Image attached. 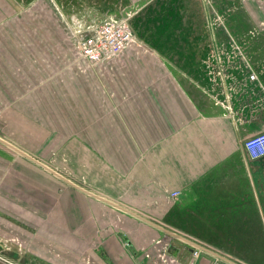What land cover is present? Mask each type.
Wrapping results in <instances>:
<instances>
[{"label":"crops","instance_id":"0c3cea01","mask_svg":"<svg viewBox=\"0 0 264 264\" xmlns=\"http://www.w3.org/2000/svg\"><path fill=\"white\" fill-rule=\"evenodd\" d=\"M46 1L55 19L26 21V63L0 37V138L38 161L0 140V251L31 264H164V250L179 264H264V156L244 146L264 130V0H240L252 18L189 21L195 35L133 30L138 43L95 66L80 38L164 0Z\"/></svg>","mask_w":264,"mask_h":264},{"label":"rangeland","instance_id":"374dc122","mask_svg":"<svg viewBox=\"0 0 264 264\" xmlns=\"http://www.w3.org/2000/svg\"><path fill=\"white\" fill-rule=\"evenodd\" d=\"M62 1L67 2L70 0ZM205 1L206 8L204 12V1L202 0H164L165 7H162L158 11L159 14L156 16H154L156 10H153L154 12H152L151 10H148L149 7L144 8L142 11H140V20L139 22H134V27L132 26V29L134 31H137L138 34L146 35L147 37L150 35H157L156 31L158 30L161 31V33H158L159 35L190 36L195 35L193 32L195 28L194 26L190 25L189 21H198L205 18H207L208 20L252 18V16H250L252 15V11H248L250 9L247 10V7H245L246 2L245 5H242V2L239 0V11L234 13L232 11H229V3H232L233 5L234 0H232V2L230 0H223L224 4L221 5L219 2V6L216 4L215 0ZM73 2H77V6L80 7V5L84 6L89 2H95L102 5H113L116 2L117 4L121 3L122 0H73ZM123 2H125V0ZM47 3L48 1L46 0H0V37H12L17 48L24 46V50L22 51L20 49V51L23 54L21 56L25 58V63L26 21L36 22L42 19H55L54 10H51L52 8L46 6L48 5ZM247 11L250 15L247 13ZM71 14L72 13H66L68 17ZM157 22H160L159 26H156ZM212 30L215 31L218 30V28L213 27ZM222 30L227 32L230 29L222 28ZM234 30L236 29L234 28ZM206 31L208 35L211 34L210 28L207 27ZM224 35H228V33H224ZM16 68L22 67L16 65ZM21 76L22 77H17L16 79L14 92L15 99L18 101L22 100L20 102L21 107L15 108L17 110L16 114L18 115H22L21 113L26 114V75ZM9 87L8 89H10ZM23 99L25 101H23ZM5 106L6 105H0V115L6 109ZM22 128L23 126H19L18 124H5L2 132L6 135L8 134L10 137L13 136V138L15 139H23L24 137H26V133L22 130Z\"/></svg>","mask_w":264,"mask_h":264},{"label":"built area","instance_id":"2783aa9c","mask_svg":"<svg viewBox=\"0 0 264 264\" xmlns=\"http://www.w3.org/2000/svg\"><path fill=\"white\" fill-rule=\"evenodd\" d=\"M131 15L122 17H108L101 21L94 31L80 38L76 43V52L80 59L95 66L106 63L118 57L133 43H138L136 35L130 25ZM244 146L248 155L257 159L264 156V130L248 136L244 140ZM180 191L171 192L172 196H178ZM170 246V245H168ZM203 253L201 248L192 250V257L197 258ZM161 262L164 264H179L176 255H172L168 250L159 252ZM1 264H31L14 259L0 251ZM212 264H226L220 258H215Z\"/></svg>","mask_w":264,"mask_h":264},{"label":"water","instance_id":"95a60500","mask_svg":"<svg viewBox=\"0 0 264 264\" xmlns=\"http://www.w3.org/2000/svg\"><path fill=\"white\" fill-rule=\"evenodd\" d=\"M0 140L3 141V142H6V141H4V140L1 139V138H0ZM6 143L9 144V145H11L12 147H14L17 151H19V152L22 153L23 155H26V156L30 157L31 159L37 161V160H36L35 158H33L32 156L26 154V152H24L23 150H21V149L15 147L14 145H12V144H10V143H8V142H6ZM37 162H38V161H37ZM168 232H170V234H172V235L178 237V236H177L176 234H174L173 232H171V231H169V230H168ZM173 246H174V245H173ZM223 259L229 260V259H227V258H225V257H223ZM230 261H231V260H230ZM232 262L235 263L234 261H232ZM235 264H237V263H235Z\"/></svg>","mask_w":264,"mask_h":264},{"label":"trees","instance_id":"16d2710c","mask_svg":"<svg viewBox=\"0 0 264 264\" xmlns=\"http://www.w3.org/2000/svg\"><path fill=\"white\" fill-rule=\"evenodd\" d=\"M130 25H131V27L133 26V25H132V21H130Z\"/></svg>","mask_w":264,"mask_h":264}]
</instances>
